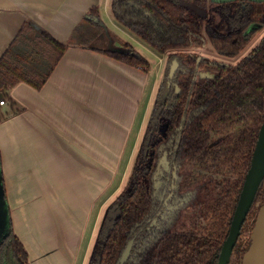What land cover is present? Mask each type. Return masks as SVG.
<instances>
[{"label":"trees","instance_id":"obj_1","mask_svg":"<svg viewBox=\"0 0 264 264\" xmlns=\"http://www.w3.org/2000/svg\"><path fill=\"white\" fill-rule=\"evenodd\" d=\"M99 12L92 9L73 41L149 70L151 63L132 44H97L107 31ZM112 12L157 53L170 52L171 64L177 60L180 66L173 78L171 65L165 69L127 185L107 205L87 264H119L131 239L125 264H216L264 122V36L237 64L198 62L199 55L184 51L210 43L220 54H238L260 30L246 34L247 28L264 24V1L112 0ZM69 45L45 29L25 25L0 59V100L12 99L9 90L22 81L44 86ZM200 71L210 75L198 76ZM160 179L174 191L169 200L157 195ZM183 191L194 200L184 202V223L173 229L171 211L181 205ZM263 204L264 181L241 235L254 226V213ZM248 248L236 246L239 264ZM0 264H30L12 220L0 243Z\"/></svg>","mask_w":264,"mask_h":264},{"label":"crops","instance_id":"obj_2","mask_svg":"<svg viewBox=\"0 0 264 264\" xmlns=\"http://www.w3.org/2000/svg\"><path fill=\"white\" fill-rule=\"evenodd\" d=\"M94 8L107 27L97 42L123 47L109 28L128 35L111 17L112 0H0V59L28 24L70 43L44 86L19 82L0 105L6 197L30 264H75L94 204L129 147L155 67L143 70L75 43L76 27Z\"/></svg>","mask_w":264,"mask_h":264},{"label":"rangeland","instance_id":"obj_3","mask_svg":"<svg viewBox=\"0 0 264 264\" xmlns=\"http://www.w3.org/2000/svg\"><path fill=\"white\" fill-rule=\"evenodd\" d=\"M111 8V6H110ZM109 13H112L111 10ZM104 18H107V15L103 12ZM113 18V14L111 16ZM114 19V18H113ZM124 31L128 33L125 34L120 31L118 27L112 26L109 24V28L112 29V31L120 38H122V45L124 46L125 43H130L134 46V48L141 54L143 55L148 61L151 63V65H154L155 67L153 68L152 73L150 74V80H149V88L146 89V94H145V99L142 102L141 110L136 118V122L134 125V130L132 137L130 138L129 142V147L126 151L125 154L122 155L120 164H119V169L117 170V173L114 177L113 184L106 190V192L95 202L92 214L90 216V221L88 224V228L86 230V233L84 234V238L82 239V244L80 245L77 258L75 260V264H87L89 254L91 252L92 244L94 242L95 236L92 235V229H97L100 224V221L103 217L104 211L109 205V203L112 202L114 197L118 195L127 185V182L129 180L131 171H132V166L135 160V157L137 155L140 142L142 139V136L144 134L148 119H149V114L153 106V101L157 92V89L159 87V84H161V79L163 77V74L165 72V69L167 66L171 65L170 59H169V53H164V54H159L148 44H146L142 39H140L138 36H136L130 29L126 28L125 26H122ZM264 29H262L254 38L252 41L247 45V47L236 57H227L224 56L220 53H218L210 44H206L204 46H198V47H192L185 49L184 53L185 55L188 54H197V55H206L210 56V58H218L220 61H224L227 63H232L236 64L244 55H246L252 47H254L258 42H260L261 38L263 37ZM100 46H107L106 44H101L98 43ZM214 56V57H213ZM217 56V57H216ZM220 57V58H219ZM180 66V63L178 65V68ZM156 80V83L154 86H152V83ZM160 81V82H159ZM152 87V88H151ZM151 100V101H150ZM142 126V129H139L137 133V129L139 126ZM139 134V136H138ZM135 135V137H133ZM186 169L187 166H184ZM165 174V173H164ZM2 177L4 178L3 175V170H2ZM164 185L167 187V183L165 180ZM162 194H165L162 192ZM193 196V194H192ZM194 198V197H193ZM189 195L188 198V193L183 191V196H179V201L180 204L179 207H177V212L173 217L171 218V222L169 223V227L173 229H180L181 223H184V218L181 219V216H184L185 213L187 212V206L184 204L185 199L188 200V203H191L189 200L193 199ZM194 200V199H193ZM257 205V206H256ZM254 205V207H258V204ZM255 214H258V209H256ZM258 216V215H256ZM255 226V224H254ZM254 226L250 229V227L246 226V230L244 234L242 235V240H241V247H243L244 243H246V247L250 246L251 242V235ZM95 230L93 231L94 234ZM244 256V255H243ZM241 261H243V257L241 258Z\"/></svg>","mask_w":264,"mask_h":264},{"label":"water","instance_id":"obj_4","mask_svg":"<svg viewBox=\"0 0 264 264\" xmlns=\"http://www.w3.org/2000/svg\"><path fill=\"white\" fill-rule=\"evenodd\" d=\"M215 3H229L238 0H209ZM263 2L264 0H249ZM185 3V2H183ZM194 8L202 17L208 16V12L197 7L193 3H185ZM259 24L251 25L247 32L259 27ZM201 57L199 58V60ZM179 62L174 60L171 65L170 78H173L178 70ZM166 157L164 156L165 160ZM264 181V122L261 126L256 148L253 154L251 166L247 172L242 191L231 221L229 234L222 245L218 262L216 264H229L235 245L242 233L243 225L253 207L257 193ZM11 224L10 208L6 197V189L2 177V165L0 160V243L6 237ZM134 240L131 239L125 249L119 264L127 261ZM242 264H264V204L260 207L257 220L251 235L250 246L243 256Z\"/></svg>","mask_w":264,"mask_h":264},{"label":"flooded vegetation","instance_id":"obj_5","mask_svg":"<svg viewBox=\"0 0 264 264\" xmlns=\"http://www.w3.org/2000/svg\"><path fill=\"white\" fill-rule=\"evenodd\" d=\"M241 1H244V0H241ZM249 1V0H248ZM207 11V10H206ZM208 12V16H206L207 18L210 16V12L209 11H207ZM253 24H259L260 26L259 27H257V28H255V29H253V30H251L250 32H247V30H248V28L251 26V25H253ZM248 28H247V30H246V34H249V33H251V32H253V31H255V30H257V29H260L254 36H256L262 29H264V24H262V23H259V22H253L252 24H251ZM254 36L251 38V40H250V42L252 41V39L254 38ZM263 36H264V33H263ZM263 38V37H262ZM262 38H261V40H262ZM261 40H260V42H261ZM249 42V43H250ZM260 42H258L254 47H252L251 48V50L253 49V48H255ZM248 43V44H249ZM207 44H210V43H207ZM247 44V45H248ZM211 45V44H210ZM212 46V45H211ZM213 47V46H212ZM247 47V46H246ZM245 47V48H246ZM214 48V47H213ZM244 48V49H245ZM243 49V50H244ZM215 50V49H214ZM242 50V51H243ZM251 50L246 54V55H244L239 61H241L245 56H247L250 52H251ZM217 51V50H216ZM241 51V52H242ZM218 52V51H217ZM241 52H239L238 54H236V55H234V56H227V55H224V56H227V57H236L237 55H239ZM219 53V52H218ZM223 55V54H222ZM201 57V59L199 60V58ZM214 57V56H213ZM217 57V56H216ZM203 58H207V59H210V60H217V61H220V60H218V58H210V56H206V55H199L198 56V62H200ZM220 58V57H219ZM238 61V62H239ZM221 62H224V61H221ZM237 62V63H238ZM224 63H226V64H232V63H227V62H224ZM236 63V64H237ZM172 65V64H171ZM198 74V76H209L210 75V73H208V72H205V71H200V72H198L197 73ZM160 81H162V79L160 80ZM159 81V82H160ZM160 85V84H159ZM158 90V89H157ZM154 102V101H153ZM152 110V109H151ZM150 113H151V111H150ZM149 116H150V114H149ZM145 132H146V128H145V131H144V134H145ZM144 134H143V136H144ZM143 136H142V138H143ZM142 140V139H141ZM141 143V142H140ZM165 157H166V159L165 160H163L164 159V157H163V159H162V161L166 164V161H167V155H164ZM167 166H168V163H167ZM175 170V169H174ZM174 175H175V173H174ZM175 178H177V176L175 175V177H173V180H172V182H174L175 181ZM165 181H166V183H167V180L165 179ZM177 181H178V179H177ZM158 191H157V195L162 199V198H166L167 196V200H169V198H171V197H173V195H174V191H170V189H169V185H167V187L164 185V181L163 180H161L160 179V181L158 182ZM162 192L163 193H165V194H162ZM166 200V201H167ZM187 200H185V202H186ZM181 205H183V204H181ZM172 212V215H175L176 214V212H177V209H173V211H171ZM241 240H242V235H240L239 236V239H238V241H237V243H236V245H235V248H236V246H238V244L240 243L241 244ZM246 243H244V245H243V247L242 248H245L246 246ZM235 248H234V250H233V254H232V256H231V259H230V262H229V264H239V262L240 261H238L237 259H236V252H235ZM240 264H242V261H241V263Z\"/></svg>","mask_w":264,"mask_h":264},{"label":"built area","instance_id":"obj_6","mask_svg":"<svg viewBox=\"0 0 264 264\" xmlns=\"http://www.w3.org/2000/svg\"><path fill=\"white\" fill-rule=\"evenodd\" d=\"M5 104H7V100L6 101L0 100V105H5Z\"/></svg>","mask_w":264,"mask_h":264}]
</instances>
